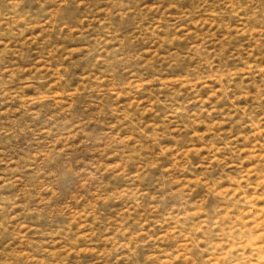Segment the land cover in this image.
<instances>
[{
  "label": "rangeland",
  "instance_id": "1",
  "mask_svg": "<svg viewBox=\"0 0 264 264\" xmlns=\"http://www.w3.org/2000/svg\"><path fill=\"white\" fill-rule=\"evenodd\" d=\"M0 264H264V0H0Z\"/></svg>",
  "mask_w": 264,
  "mask_h": 264
}]
</instances>
